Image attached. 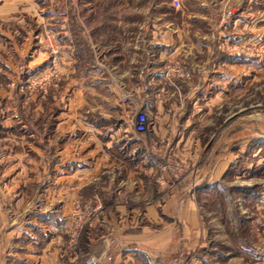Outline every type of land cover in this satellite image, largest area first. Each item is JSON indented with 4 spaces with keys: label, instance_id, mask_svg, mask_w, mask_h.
Here are the masks:
<instances>
[{
    "label": "rangeland",
    "instance_id": "1",
    "mask_svg": "<svg viewBox=\"0 0 264 264\" xmlns=\"http://www.w3.org/2000/svg\"><path fill=\"white\" fill-rule=\"evenodd\" d=\"M19 2L17 9L21 12L22 23L17 22L16 25L22 27L24 32H32L30 35L33 37L36 35L38 38H33L37 45L32 49L8 50L6 55L1 53V57L14 61L11 66L13 65L16 71H12L9 78L0 65V88L13 90L12 94L16 96L14 99H6L5 106L10 109L7 110L4 106L5 108L0 110V122L3 116L8 115L6 119L9 123L6 124L8 125L6 128L0 129V138L7 137L6 146L2 147L4 142H1L0 149L10 151L13 155L8 161L0 162V264H30L33 257L42 264H264V141L261 144L255 140L254 135H248L245 143L242 140L232 141L229 150L233 160L224 181L219 183L218 188L212 189L205 185L197 191L198 186L207 179L206 176L204 178L203 175L198 176L197 170L200 165L211 164L206 162V158L211 149L216 147L212 144L221 133L219 124L222 119L230 115V130L233 136L238 133L240 124L252 122L250 119L255 116L253 106L255 100L259 99L264 103V82L262 92H255L254 83H251L241 95L237 76L240 60L259 58L261 55L264 57V44L239 40L234 35L229 40L213 36L219 52L231 59L232 76L229 85L225 84L223 96L214 100L215 127L210 131L202 128L206 137L213 133L215 139L209 140L199 162L182 159L168 141L157 139L151 135L152 131L146 135L134 129L131 134L136 141L135 152L143 153L156 167L155 193L136 192L142 182L138 180L140 174L135 173L130 182L136 186L132 193L121 192L116 197L114 186L108 184L110 174L102 173L98 181V162L92 160L87 163L77 162L80 164L77 167H87L92 171L86 176L72 175L70 172V176H67L69 187L63 191L64 184L57 180L59 174L56 172L62 168V163L55 157L47 161L45 156L42 158L37 156L41 153L44 155L51 148L52 152L57 153L60 148L54 150L55 147H48L44 142L43 146L36 147L35 139L31 135V127L34 124L40 125L47 121L53 123L56 113L63 105L58 97L53 99L49 93L62 90L66 81L77 75L78 78L81 77L82 84L86 85L84 97L87 99L86 110L90 122L98 124V120L105 121L98 119V109H90L96 105L94 101H98V104L107 109L110 106L116 108L118 113L116 118L111 119L113 123H122L123 126L127 124L133 128L135 115L143 111L142 99L134 95L131 89L142 86L137 75L133 77L134 81L123 82L125 87L128 86V90L124 88L121 91V88H116L118 94L109 92L107 86L109 83L105 82L102 86L95 76L98 77V70L109 69L111 65L116 66L115 70L123 72L130 69L132 73L136 71V74L141 67L140 59L145 57L146 47L140 42L134 45L132 43L134 39L140 41V37L149 35V31L142 30V22L156 19L143 18L141 14L132 17L126 14V11L148 10L152 15V11L155 10H179L182 3L180 2L179 8H175L172 0H19ZM261 4L264 9V0ZM207 6L206 8L195 5V8L221 9L219 20L223 23L232 21L233 16L242 9L251 12L259 9L255 0H220L216 3L209 0ZM227 11H231L229 17L225 15ZM166 20L173 21L174 18ZM132 21L136 23L130 24ZM15 23L14 20L11 24ZM25 36L24 33L23 40L26 41ZM257 50L259 52H256ZM237 51L242 54L237 55ZM19 52L22 53L20 57ZM150 53L157 57L159 51L151 49ZM166 53L163 64L166 80L161 86L168 94L165 122L169 123L174 122L176 111L180 109L178 103L184 100L183 96L178 95L179 83L189 79L191 72L179 59ZM32 55L33 59L38 58V67L35 63H30ZM132 57L136 61L133 65L129 62ZM180 72H183V76L178 75ZM262 73L264 74V70ZM86 75L88 77H85ZM187 101L189 102V99L183 101L181 108L190 110L191 104ZM1 102L3 104L4 101ZM36 105L39 107V114L34 116L31 111ZM46 107H49L50 111L45 112L48 116L42 112ZM244 107L247 109H243ZM13 110L16 111V118L11 114ZM177 120L180 121L179 117ZM204 139L207 141V138ZM68 145L70 146L66 148L67 152L70 151L72 154L79 152L80 148L73 140ZM121 164L126 165V162ZM133 164L135 171L141 166L137 162ZM5 168L6 171H2ZM114 174V181L125 179L123 169H115ZM154 197L177 205L193 200L196 204L193 210L196 217L182 219L181 222L178 208L170 205L167 216L157 210L161 219L166 220L172 231H176L177 241L164 253L151 250L149 260L146 256L138 258L131 255V258H127L123 253L126 250L124 244L128 243L122 238L112 240L110 234H113L114 229L109 226L101 229L100 222L103 217H108L110 212L114 213L111 209L112 203L125 201L127 206L125 212H129L128 208L131 207L138 209V212L136 216H125L124 213L120 215L119 210L115 209L118 211L114 215L118 225L125 226L126 231L130 230L129 234L136 233L144 224L152 227L155 225L152 215L146 217L142 213L145 212L147 201ZM49 203L54 205V209L49 212V215L53 214L51 219L53 225L50 230H45L48 227L43 222L46 217L44 210H33L35 215L36 212L40 213L36 223L45 230L41 241L36 245L26 243L28 239L25 238L24 232L18 234L23 235L22 239H16L14 229L16 220L25 223V220L33 219L31 207ZM196 220L197 227L186 226ZM186 233H190L193 239L185 241ZM102 235L104 236L101 237ZM46 238L53 239L49 242ZM107 243L113 244L112 250L106 249ZM129 244L136 247L143 245L142 243L136 245L134 241ZM31 249L42 256L26 253ZM104 250L107 253L102 254ZM113 250H120L119 257L110 255ZM8 251H11L10 255L7 254ZM135 252L142 255V250L136 249Z\"/></svg>",
    "mask_w": 264,
    "mask_h": 264
},
{
    "label": "crops",
    "instance_id": "2",
    "mask_svg": "<svg viewBox=\"0 0 264 264\" xmlns=\"http://www.w3.org/2000/svg\"><path fill=\"white\" fill-rule=\"evenodd\" d=\"M208 1L209 0H180L182 3L181 9L168 11L155 10L152 11V15H150L151 12L148 10L126 11V14L132 15V17H135V14H141L143 18L153 17L156 19L154 21H143L141 24L142 30L149 31V35H143L140 37V41L139 39L137 41L134 39L132 43L134 45V43L140 42L146 47H143L146 49L147 53L144 58L140 59L141 67L136 74V71L132 73L130 69L123 72L118 69L115 70L116 66L111 65L109 69L102 68L98 70V77L95 76L96 80L100 82L102 86H104L105 82L109 83L107 84L109 92L118 94L116 88H121V91H123L124 88L128 90V86L125 87L123 82L130 80L134 81L133 77L137 75L138 80L142 82V86L137 88L131 87V89L134 95L142 99L141 107L143 112L147 114L150 120L152 118L154 119V121H152L153 126L151 135H154L157 139L168 141L182 159H188L193 162L200 161L209 140L215 139L213 133L212 135L209 134V137H206V133H203L202 128L203 130L210 131V129L215 127L216 107L214 100L219 96H223L225 84L229 85L232 76L231 59L229 56L219 52L216 42L212 39L214 38L213 36H221L229 40L232 38V35H234L239 38V40L254 41L255 43H260V45L264 44V9L261 4L263 0H255L259 5V9H255L253 12L248 9H242L233 16L232 21L226 23L219 20L222 12L221 9L204 10L195 8V5L199 7L205 6L207 8ZM210 2L216 3L220 2V0H210ZM19 3V0H0V65L1 68L3 67L4 69L5 75L9 78L11 72H14V70L16 71V69L12 67L13 65L11 66L14 61L1 57V53L6 55L8 50L22 51L24 48L25 50L32 49L33 46L37 45V41L35 43L33 38H38L36 35L35 37L31 36L30 34L32 32L22 31V27L16 25L22 23L21 12L17 9ZM167 18H174V20H166ZM14 20L16 23L11 24ZM134 22L135 21H132L130 24L134 25L136 23ZM141 25L139 26L141 27ZM24 33L26 35L25 37H27L25 38L26 41L23 40ZM143 34H145V32H143ZM151 49L159 51L157 57H154V55L150 53ZM164 53L179 59L184 67L191 72V77L189 79H184V81H180L181 83H179L177 89L179 92L178 95L183 96L184 100L178 103L180 104V109L178 108L176 111L177 116H174V122L169 123L165 122L166 97L168 94L161 86V83L166 80L163 69V64L166 60L164 59L166 57H164ZM21 55L22 53H20L19 57ZM262 56L263 55L259 58L239 61L237 76L239 80V92H242L240 93L241 95H243L248 84L251 83H254L255 92H262L264 82V74L262 73L264 70V57ZM129 62L133 65L136 61L134 57H132ZM30 63H35L36 67H38V58L33 59L32 55ZM12 75H14V73H12ZM76 77L77 75H74L72 78L70 77L64 84L62 90L49 93L53 99L58 97L63 104L56 113L53 123L47 121L48 123H41L40 125L36 123L31 127V135L32 138L34 137L35 139L36 147L43 146L44 142L48 147H55L54 150L60 148L57 153L55 151L52 152L51 148V152L49 151L44 155L41 153L37 156H40V158L45 156L47 161L55 157V159L57 158L62 163V168L57 169L56 172L59 174L57 180H60V183L62 182V184H64L62 185L63 191L69 187L67 176H70V172L72 175L80 174L86 176L87 173L92 171V169L87 167H77L80 166L77 162L87 163L92 160L98 162V181L102 173L110 174L108 184L109 186H114L113 191L116 197H118L121 192L132 193V189L136 186L130 184V182L131 177H133L135 173L140 174V179L138 180L142 182L141 186H138L139 190H136V192L142 193V191H144V193H155L156 181L154 176L156 175V167L150 158L146 157L143 153L135 152L136 141L131 134L134 127L132 128L127 124L123 126L122 123H113L111 119L113 117L116 118L118 113L116 108L107 106V109L105 106L98 104V101H94L96 105L91 106L90 109H98V119L105 121L98 120V124L96 122H90V118L88 117L89 114L86 110L87 99L84 97V92L87 91L85 88L86 85L82 84L83 81L81 77ZM85 77H88V75ZM12 92L13 90L0 88V104L2 105L0 110L6 107V99H14L16 96H14ZM50 96H48V98ZM175 97H177V95ZM188 99L189 102H187L191 104L190 110L181 108L183 101L185 102ZM1 101H4L3 104ZM253 106L255 107V116L251 117L250 120H252V122L250 124H240V126H238V133L233 136H231L230 130V115L222 119L219 124L221 133L217 136L215 143L212 144H215L216 147L211 149V153L207 155L206 158V162L211 164L200 165L197 170L198 176L203 175V178L205 176L207 178L205 183H201L198 186L197 191L202 189L205 185L210 186L212 189L218 188L219 183L224 181L228 174L230 163L233 160V155L229 150L232 141L242 140L245 143L248 135H254L256 136V141L261 144L263 143L264 103L256 99ZM6 108L7 110L10 109V107ZM243 109L247 108L244 107ZM38 111L39 107L36 105L31 112L36 116L39 114ZM42 112L44 114L45 112H50L49 107H46L45 111L43 109ZM11 114L15 117L16 111H11ZM217 114H219V112ZM45 115L48 116V114ZM7 116L8 115H6V117ZM6 117H2L0 129H4L8 126L6 125L9 124L7 123ZM177 117H179L180 121L177 120ZM10 126L11 125H9V127ZM41 130L42 132H39ZM204 137L207 138V141ZM72 140L78 144L80 150L83 147L82 151L79 150L78 153L73 154L70 153V151H66V148L70 146L68 145L69 142ZM6 141L7 137L0 138V143L4 142V144L1 145L2 147L6 146ZM87 147L90 148L88 149ZM11 156L13 155L10 151L6 152L5 149H0V162L8 161V158ZM122 162H126V165L121 164ZM135 162L141 164V166L137 167L139 168L137 171L132 167ZM129 165L131 166L129 167ZM115 169H123L125 179L114 181ZM2 171L5 172L6 168ZM144 182L146 183L145 185ZM194 204L193 200H188L184 204L177 205L174 204V202H163L156 199V197H154V199L152 198V200L150 198L145 206V212L142 214L146 217L149 216V214L152 215L155 225L151 227L150 225L144 224L136 233L129 234L130 230L126 231L125 226L122 227L116 223V217L114 215H116L118 211L115 209L119 210L120 215L124 213L125 216H136L138 209L131 207V209L128 208L129 212H125L127 208L126 202H116L115 204L112 203L111 207L114 213L110 212L108 217H103L99 226L101 229L107 226L114 229L113 234H110V236L113 237L112 240L122 238L128 243L124 244L126 250H124L125 252L123 253L127 258H131V255H135L138 258H144L146 256L149 260L151 250L163 253L166 252L170 246L177 241L178 236L176 231H172L169 224L167 225L166 220L163 221L161 219L160 215H158V211L167 216V209L170 205L171 207L178 208L180 211V221L182 222V219L190 217L194 219L196 217L193 211L196 205ZM31 209L33 212V219H27L28 221L25 220V223L16 220L17 222H15L14 229L17 234L16 239H22L23 235L18 234L24 232L25 238L28 239H25L27 241L26 243L30 242L36 245L41 241L42 234L45 230H50L52 228L53 222L51 219L53 214L49 215V212L54 209V205L52 203L47 205H36L35 207L32 206ZM34 209H42L44 210L43 212L46 213L43 222L48 228L45 230L43 226L36 223L40 213L36 212L35 215ZM191 225L197 227L198 220L191 222L190 225L186 224L189 228H191ZM27 227H29L32 232L27 229ZM186 234L185 241L193 239L190 233ZM103 236L104 235L101 237ZM52 239L53 238H46L49 242H51ZM131 241H134L136 245L137 243H142L143 245L138 247L131 246V244H129ZM112 246V243H107L106 249L108 251L109 249L112 250ZM136 249L142 250V255H138V253L135 252ZM10 252L11 251H8L7 254L10 255ZM28 252L32 253L30 254L32 256H42L38 252H35L34 249L26 251V253ZM105 252L104 250L102 254H105ZM119 252L120 250H113L110 252V255L112 256V254H114V257L117 258L119 257ZM29 263L42 264L41 261L39 262L34 257L31 258Z\"/></svg>",
    "mask_w": 264,
    "mask_h": 264
},
{
    "label": "built area",
    "instance_id": "3",
    "mask_svg": "<svg viewBox=\"0 0 264 264\" xmlns=\"http://www.w3.org/2000/svg\"><path fill=\"white\" fill-rule=\"evenodd\" d=\"M172 4L175 8H179L180 7V0H172ZM230 13H231V11H227L225 14L226 17H229ZM256 52H259V51L257 50ZM236 54L240 56L242 54V52L237 51ZM178 75L183 76V72H180ZM133 126H134V129L136 131L147 135L151 132L153 123L148 118V116L145 112L140 111L135 115V121H134ZM162 169H163V166H162Z\"/></svg>",
    "mask_w": 264,
    "mask_h": 264
}]
</instances>
